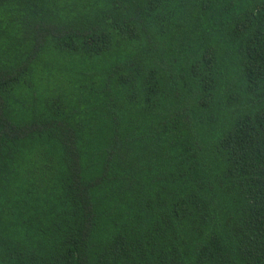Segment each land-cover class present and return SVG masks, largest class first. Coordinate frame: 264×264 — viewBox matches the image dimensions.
<instances>
[{
    "label": "trees",
    "instance_id": "trees-1",
    "mask_svg": "<svg viewBox=\"0 0 264 264\" xmlns=\"http://www.w3.org/2000/svg\"><path fill=\"white\" fill-rule=\"evenodd\" d=\"M0 264H264V0H0Z\"/></svg>",
    "mask_w": 264,
    "mask_h": 264
}]
</instances>
